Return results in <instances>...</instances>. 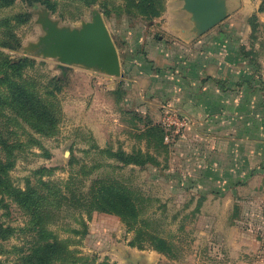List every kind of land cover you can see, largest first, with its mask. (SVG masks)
I'll return each instance as SVG.
<instances>
[{"label":"rangeland","instance_id":"rangeland-1","mask_svg":"<svg viewBox=\"0 0 264 264\" xmlns=\"http://www.w3.org/2000/svg\"><path fill=\"white\" fill-rule=\"evenodd\" d=\"M43 1L0 7V64L5 69L27 59L22 69L8 72L35 96L23 106L17 100L23 93L10 81L0 85V264H31L32 252L54 237L82 258L57 254L53 264H264V159L255 140L234 138L249 128L236 114L232 119L218 114L211 129L209 122H188L162 93L147 99L144 89L152 71L173 67L181 80L189 62L201 57L202 65L209 63L208 49L217 58L214 81H226L225 53L229 45L239 51L244 35L251 40L244 53L256 72L264 57V42L258 43L259 36L264 41V27L249 15L260 0H250L251 14L243 0H231L227 17L201 32L206 35L201 54L197 40L174 42L179 32L164 24L173 22L176 12L160 17L168 0H159L163 12L152 19L116 12L123 0L108 4L110 13L102 0H48L53 6ZM98 15L121 55L112 90H105L107 76L81 68L87 64L65 62L54 45L63 31L95 28ZM135 78L138 89L129 91ZM159 80L165 82L167 74L160 73ZM39 102L57 114L58 123L41 120L34 108ZM202 130L219 136L212 143L185 141L183 133ZM249 132L257 133L256 126ZM130 158L138 162L129 163ZM127 198L135 210L124 207ZM117 203L121 212L112 210ZM140 229L149 239H166L172 250L161 252L150 241L141 246Z\"/></svg>","mask_w":264,"mask_h":264},{"label":"crops","instance_id":"crops-1","mask_svg":"<svg viewBox=\"0 0 264 264\" xmlns=\"http://www.w3.org/2000/svg\"><path fill=\"white\" fill-rule=\"evenodd\" d=\"M230 1L231 0H227V4H229ZM242 6V8L251 14V11H249L250 0H243ZM261 6H264V0L262 2L261 0L258 2L256 8L252 10L253 14L249 15V17L256 15L259 22L262 23L264 27V9L261 10ZM170 11L176 12L177 17L173 19V22H167V24L164 25L170 30H173V32H179L178 34L180 39L177 38V41L174 42H195L197 40L196 46L198 48V53L201 54L203 51L201 46L205 41L202 38L206 35L203 36L201 33H196V24L193 18L189 17L190 15L184 8L183 3H179L178 1L176 3L175 0H168L165 11L160 17L163 18L166 13ZM186 22H188L187 29L184 27ZM248 25L250 30H252L250 22ZM230 37L232 40L234 39V35H230ZM235 38H238V36H235ZM260 38L261 37L259 36L258 43L260 44L261 42L262 44L264 41ZM236 41L238 40L236 39ZM249 41L251 44V40L248 38V35H244L239 49L240 52L234 45H229V48L227 47L228 49L225 53V67L222 69L225 71L224 78L226 81L223 79H216V81H214L217 76V58L212 55V50L208 49L204 52L206 56L209 57V63L202 61V65L201 57H198L200 59H196L194 62H189L191 65H186L183 67V71H181V74H186L181 80L179 76L177 78L176 73L172 71L174 69L173 67H169V70L166 73L165 71H152V83L150 86L148 84V87L144 88L146 91L145 97L147 99H150L151 97H161L162 93L163 99L166 103H169L172 107H176L181 110V113L179 114L182 119L191 123L202 121L209 122V129H211V124L212 122H215L218 114L224 113L226 119L228 117L232 119L236 114V117H240L241 123H244V129L246 126L249 129L256 126L257 133H250L249 129H246L245 134H236L238 138H234L240 139L241 137L242 139L245 137L249 140H255L258 146L257 152L264 159V57L262 58V64L259 65V68H257L255 72V70L251 68V59H246L247 57L244 53L251 47L249 44L247 45ZM158 43L163 46V41H158ZM164 54L165 56H169L170 50H168V52H164ZM260 54H262V52ZM241 62H244L245 64L238 65V63ZM81 68L87 69L95 74L104 75L105 77L107 76V82H109L110 85L105 90H112L117 87V82L115 79L112 81L111 78L120 76L119 74L121 72L110 73L96 67ZM206 69L208 70L207 73L209 76L208 80L203 81V79H201L203 78L201 74L203 70L206 71ZM160 73L167 74V80L165 82L159 80ZM196 75L197 77H195ZM134 80L136 83L134 85L130 82L133 86H128L129 91H135L138 89L137 84L139 80L137 78ZM99 87L102 88L101 84ZM128 97L134 102L138 99L137 95H129ZM163 106L165 105L163 104ZM167 112H169V110ZM211 115L213 116V120ZM183 135L185 136L184 138H186L185 141L187 142L194 140V138H203L205 140H209L210 143L215 142L216 138L219 136L217 131L212 130L187 131L183 133ZM228 135L229 134L227 133L225 134L226 137H228Z\"/></svg>","mask_w":264,"mask_h":264},{"label":"water","instance_id":"water-1","mask_svg":"<svg viewBox=\"0 0 264 264\" xmlns=\"http://www.w3.org/2000/svg\"><path fill=\"white\" fill-rule=\"evenodd\" d=\"M184 8L192 14L197 34L208 31L227 17L225 0H183ZM65 62L87 64L110 73L121 70V55L113 36L101 15L95 28L63 31L54 43Z\"/></svg>","mask_w":264,"mask_h":264},{"label":"trees","instance_id":"trees-1","mask_svg":"<svg viewBox=\"0 0 264 264\" xmlns=\"http://www.w3.org/2000/svg\"><path fill=\"white\" fill-rule=\"evenodd\" d=\"M16 0H0V7H5V6H9L11 4H13ZM29 1H34V0H29ZM116 0H102L101 1V5L104 7L106 13H110L111 9H110V4L115 2ZM43 2H47L49 4V6H53V3H50V1H43ZM109 4V5H108ZM119 5L115 6L116 8V12L118 13H127L130 14L131 16H142L148 19H152L154 17H158L161 15V7H160V2L159 0H123V3H118ZM264 9V6H261V10ZM163 12V11H162ZM253 17H256V15H253ZM0 22L3 23V19L0 20ZM27 61V59H19L17 61H13L10 63V67H6L4 69L3 67V63L0 64L1 66V70H0V85H3L4 83H6L7 81H10L13 87H16L18 91H20L21 94L17 100L18 103H20L23 106H27L29 99H35V96L33 95V93H31L30 91H28L25 88H22V84H19L17 82H14V80L11 78V74L8 72L9 68H15L16 70H20L22 69L24 63ZM3 74V75H2ZM55 80V85H56V89L59 90L60 88V78H54ZM53 91V90H52ZM51 91V93H52ZM25 93V94H24ZM54 93V91H53ZM34 108L36 109V113L39 114V117L41 118V120L43 121H48L50 125H53L55 123L59 122V118L57 116V114L55 113V115L51 112V110H49V108L47 106H43L40 102L39 104H36L34 106ZM52 113L51 117L49 115V113ZM50 113V114H51ZM47 114V120L44 119V117ZM39 118V119H40ZM159 128V130L162 132V128L157 127V129ZM164 136V134H163ZM163 138V137H162ZM129 163L132 162H138V160L136 159H132L130 158L128 160ZM2 180V175L0 173V181ZM110 188L112 191H114L115 194L121 195L123 196L122 193V188L121 187H117L115 184L111 183L110 184ZM0 192H2V186L0 184ZM104 197V196H103ZM126 202H128L130 208L126 207ZM124 207L127 210H135V206L132 204L131 199L127 198L124 201H122ZM116 208H113L112 210L117 211V212H121L122 209V205L121 203H117L116 204ZM137 216L138 213H136L134 215V219L137 220ZM133 219V220H134ZM1 227L2 224L0 223V233L1 231ZM140 237V245L143 246L145 242L150 241L152 244H154L155 248L161 252L164 253H169L172 250L171 244L168 243V241L162 237H156L153 236V238H157L155 239L156 243H154V241L152 239H149L150 237V233L147 230H143L140 229L139 230V234L137 235ZM139 240V239H138ZM136 241H132L133 244H135ZM33 253V254H32ZM30 258H29V262L31 264H53L57 254H60V257H62L63 259H67L68 257H73L75 258V261L77 259H80L82 257H79L78 255H76L74 253L73 250H71L61 239H58L57 237H54L53 240L48 241L45 245H43V249H37L36 253L32 252ZM96 264H117V263H112L109 261H103V262H96Z\"/></svg>","mask_w":264,"mask_h":264}]
</instances>
